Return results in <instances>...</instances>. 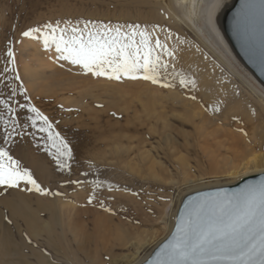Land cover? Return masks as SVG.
<instances>
[{
	"label": "rangeland",
	"instance_id": "rangeland-1",
	"mask_svg": "<svg viewBox=\"0 0 264 264\" xmlns=\"http://www.w3.org/2000/svg\"><path fill=\"white\" fill-rule=\"evenodd\" d=\"M141 7L143 9H136L135 4L128 0H0V96L6 93L5 100L18 113L14 115L0 106L2 119L8 121L9 132L15 128V133H22L24 142L29 144V132L20 127L18 122L29 120L28 117L33 114L27 108L20 109L19 105H34L49 117L53 123L52 131L58 132L72 149V158L67 161L70 168L61 170L54 157L38 147L32 148L40 160L32 171L33 177L48 194L28 191L27 188L31 185L23 183L19 188L0 187V201L5 198L18 202L17 193L32 204L34 210L38 201L50 203L57 199L65 205L64 209L74 210L69 218L62 219V231L56 242L49 243L41 239L36 241L22 231L27 243L43 255L49 264H73V259L88 264L83 259L84 254L92 257L93 264H122L124 256H134L131 264H140L169 234L174 213L184 196L198 190L224 186L231 181L220 174L223 169L213 173L206 167L196 166V161H200L199 158L202 157L197 153L198 148L193 146L197 135L194 125L182 119L183 115L187 120L193 115L187 112L190 108L184 110L180 108L183 107L180 102H173V94L192 102L196 98L201 99L200 87L193 88L191 84L182 86L180 76L176 74L186 73L187 77L184 78L190 81L195 80L193 75L198 73L192 67L182 65V58L178 61L176 57L181 53V48L192 50L199 59L193 60L195 67L203 68L202 75H206L208 72L204 70L209 69L216 78L221 73L222 76L233 77L231 71L218 61L220 54L225 55L238 71L240 68L222 48L214 54L207 50L206 34L177 20L173 12L179 13L178 6L170 7L171 11H162V18L156 10ZM216 11L211 10L210 17ZM104 14L105 17L102 16ZM141 15H148L149 18ZM84 21L112 27L119 25L122 31H128V25H140L151 33L153 39L158 37L164 43L169 42L174 59L167 56L164 59L175 66V72L171 67L167 72L161 71L158 77L160 83L155 84L141 78L140 74H137L136 79L128 76H122L119 80L108 79L106 76L96 77L86 74L77 65L59 60L54 46L51 48L54 51L53 57L56 58L55 65H52L54 68L51 67L52 63L48 65L55 73H52V69L47 70V60H39L43 65L37 64L38 58L36 59L33 51L36 39L24 37V31L40 28L46 33L50 30L44 28V25L51 23L55 26L57 22L61 28L68 27L65 22L82 28ZM203 25L207 27L206 23L199 26L204 28ZM92 27L89 24V28ZM25 48L31 56L24 52ZM9 49L13 51L14 58L8 57ZM34 65L39 69L38 72L34 71ZM5 68L9 71L4 72ZM17 75L19 79H16ZM165 83L172 86L164 87ZM190 88L198 95L194 100L185 97L186 90ZM13 89L15 95L12 94ZM25 96L28 97L27 100ZM199 103L202 112L212 116L209 113V103H202L201 100ZM141 110L145 112V117ZM163 110L167 112L164 113ZM155 112L154 117L152 113ZM160 113L167 114L162 115L167 118L164 119ZM179 113H183L182 117L178 116ZM173 115L177 116L172 117ZM147 117H150L149 120ZM134 119L141 121L138 123ZM165 120H168L166 127L163 126ZM195 123L198 124V121ZM204 125L207 129L214 128L208 123ZM5 127L0 122V147L3 148L17 139V135L13 134L5 142ZM179 157L190 161L191 171L187 176L183 177L179 171ZM21 167L27 168L24 165ZM13 191L16 193L12 194ZM0 209H3L2 204ZM38 216L46 222L50 221L46 211H41ZM3 221L14 228L9 220ZM119 235L124 238L120 242L117 240ZM13 236L17 240V233L14 232ZM135 238L149 241L136 249ZM84 244L88 247L81 250Z\"/></svg>",
	"mask_w": 264,
	"mask_h": 264
},
{
	"label": "bare ground",
	"instance_id": "bare-ground-1",
	"mask_svg": "<svg viewBox=\"0 0 264 264\" xmlns=\"http://www.w3.org/2000/svg\"><path fill=\"white\" fill-rule=\"evenodd\" d=\"M128 1H131L132 4H135L136 9H143L141 6H144L145 8L150 9L151 11L156 10L157 11L156 13H158L161 18H162L161 15L162 11L164 10L171 11V8H173L174 5L178 6L179 13L173 12L176 15L177 20L182 21L188 26L197 29V31L201 34L205 33L207 50H209L212 54H214L216 52H220V48H222L224 52H226L228 56L231 58L232 62L240 68V70L238 71L234 65L232 66L230 64V61H228L225 55L220 54L217 57L218 61L222 62L231 71L233 77L224 76V75L222 76L221 73V75H216L218 76V78H216L209 69L204 70L205 72H208L206 75L205 74L202 75L203 68H201L200 66L195 67L193 60H199V59L197 58V55L193 53L192 50L188 49L189 50L188 51L185 50L186 48L185 49L181 48L182 49L181 53L179 54V56L176 57L178 61L182 58L181 59L182 65L187 67H192L198 73L193 76L195 80L198 82L196 86L200 87L199 90H200L201 99L196 98L198 97V95L196 91L193 90L192 88L186 90L185 97L187 98L190 97L191 100H194L192 99V97H195L196 99L193 102L189 101V99L187 100L181 99L180 98L181 95L179 96L173 94V100H174L173 102L174 103H176V101L178 103L180 102V105L182 104L181 106L183 107L180 106L179 107L184 108V110H188V108H190L189 109L190 111L187 112H189L191 116L193 115L188 120L187 117L183 115V113L182 114L179 113L180 115L178 116L182 117L181 115H183L182 119L184 120L186 119L188 123L190 122L194 125L193 127L197 135V138L196 140H194L196 141V144H194L193 146L194 148L195 147L198 148L197 153L202 156L201 158H199L200 161L201 159L202 161L201 162L196 161V166L200 168L206 167L210 172L213 173H217L219 170L223 169L224 171L220 174L231 179V181L226 185H232L239 182L243 178L255 174L263 173L264 172V86L255 78V76L247 69V67L237 57V55L229 45L227 39L225 38L221 28V16L224 10L228 8V6L232 3L233 0H128ZM220 5L222 6L219 9ZM216 9L218 10L216 11ZM209 10L216 11L213 17H210ZM107 11H108L107 13H109V8ZM102 16L105 17V14ZM141 16L149 18L148 15H141ZM140 21H146V20H140ZM202 23H206L207 27L203 25L204 28H201L199 25ZM36 35H39L41 37L40 39H36L37 41L36 40L34 41L35 45L33 51L35 53L36 59L38 58L37 60L39 63L37 62V64L40 65L42 64L40 63L39 60L41 61L47 60L46 62L47 64L46 63L44 64H46L47 66L48 64L52 63L51 67H53L52 65H55L56 58L53 57L54 51L51 49L52 47L43 50L44 32L41 31L39 34ZM24 42L26 41L24 40ZM166 44L168 45V47L170 46L169 42L168 43L166 42ZM24 52H27V49L24 50ZM28 53L29 52H27V54ZM29 54L28 56H31V53ZM30 61L32 60L30 59ZM49 66L50 65L47 66V70L48 68L50 70L52 69ZM38 68H36V70L34 71L38 72L39 71ZM41 69L43 70V68ZM51 71L52 73H55L53 72V69ZM37 72L34 73L37 74ZM31 75L33 74L31 73ZM181 75L183 77H187L186 73H183ZM37 80H35V82ZM217 81L218 83L216 84ZM37 85H39V82H37ZM53 92L55 93V90ZM5 95L7 94L6 93L2 94L0 96V100H5L6 99ZM199 100H201L202 103H206V102L209 103L210 105L209 113H212L211 114L212 116H208L204 112H202L201 103H199ZM160 105L158 106L160 107ZM176 105L174 107H176ZM0 106H4V105L0 104ZM143 110L145 111L147 109H143ZM1 111L2 109L0 110V114ZM165 111L163 110L164 113ZM141 112L143 111L141 110ZM157 112H161V111H157ZM157 112L152 113L154 117ZM164 113H162V115H167ZM144 114L145 112L142 113L143 116ZM148 115L149 114L147 113V116ZM175 116L173 115L172 117ZM162 117L163 118L165 117L164 119L167 118L166 116H162ZM134 118H136V116ZM149 118L147 120H149ZM134 120L137 122L141 121V119L140 120L134 119ZM196 120L198 121V124L195 123ZM167 122L168 120L167 121L165 120L163 124L164 127H166ZM18 123L20 127L24 129L26 128L28 130L29 144L28 142L27 143L24 142L23 140L24 138L22 136L23 134L17 135V139H14L13 143L10 146L6 145L5 149L9 150L10 154L13 155L14 158L18 159L21 165H24L25 167L28 168V170L31 171V173H33L32 172L33 169L35 170V167L39 165L38 163L40 162V160L38 159V156L33 152L34 150H32V148L38 147L41 151H46L49 156L54 157L52 153H55L56 147L51 144L52 142L48 139V134L46 132L39 131V122L37 128H32L31 121L29 120H26L25 122L19 121ZM206 123L213 125L214 128L210 127L207 129L204 125ZM170 124L168 123L169 126H172ZM150 129H152L151 126ZM170 129L173 128L170 127ZM187 146H189V144H187ZM189 162L190 161H188L186 158L183 157L177 158V165L183 177L187 176V174H189V172L191 171L190 168L191 165ZM186 181L188 180L186 179ZM198 187H202V186H198ZM13 193L16 192L13 191L12 194ZM78 193L81 194V192L79 191ZM16 195L19 196L18 202L13 201L12 199L7 200L5 198L0 201V205L1 204L3 205V209H0V264H49L46 261L47 259L43 255L39 254L33 246H30L27 243V240L25 239L22 231L24 230L25 233L30 238L36 241L41 239L49 243L50 241L56 242L58 241L57 236L59 235V233H61L60 231H62V227H63L62 219L69 218L74 210L72 208L64 209L63 206L65 205L62 204V201H60V199L52 200L50 201V203L38 201L36 204V210H34L32 208V204H30L26 199L22 198V196L18 195L17 193ZM38 197L39 196L37 195L36 198L38 199ZM63 210L65 212H63ZM41 211H46L48 213L50 217L49 222H46L45 220L39 218L38 213H40ZM176 211L173 216V222ZM3 219L9 220L13 224L14 228L9 227L7 226V224L3 223L4 222ZM18 223H21L22 225L19 226ZM14 232L17 233V240L13 236ZM123 239L122 237H120V235L117 238L119 242L122 241ZM136 239L137 238H135L134 240L136 242L135 245L136 249H139V247H142L143 244L149 241L147 240L144 242L143 239H138V240ZM53 245H58V244H53ZM85 247H88L87 244H84V247L81 250L85 249ZM83 259L84 260L86 259L88 261V264H93V259L90 255L84 254ZM131 259H134V256H124L122 260L123 261L122 264H131L132 263ZM73 260H74L73 264H84L83 261H78L75 259Z\"/></svg>",
	"mask_w": 264,
	"mask_h": 264
},
{
	"label": "snow or ice",
	"instance_id": "snow-or-ice-1",
	"mask_svg": "<svg viewBox=\"0 0 264 264\" xmlns=\"http://www.w3.org/2000/svg\"><path fill=\"white\" fill-rule=\"evenodd\" d=\"M243 13L249 21L252 37L258 32L264 68V0H245ZM65 23L68 27L61 28L59 22L55 26L44 25L50 30L43 35L44 47L54 46L59 60L79 66L86 74L117 80L122 76L136 79L140 74L141 78L155 84L160 83L161 71L167 72L171 67L175 72V66L164 59L165 56L174 59L168 45L158 37L153 39L140 25H128L129 30L122 31L119 25L112 27L92 21H84L82 28L72 26L71 22ZM89 24L93 27L89 28ZM40 32V28H30L22 35L40 39L39 35H34ZM7 55L14 58L11 49ZM8 71V68L4 69V72ZM176 74L180 76L182 86L196 87L194 79L188 81L180 73ZM16 79H19L18 75ZM163 86L172 85L165 83ZM12 94L15 95V89ZM0 104L9 113L18 115L7 100H0ZM19 108H27L33 114L28 117L32 128H37L39 122V131L48 134L56 147L52 155L58 167L61 170L70 168L67 161L72 158V149L58 132L52 131L53 123L49 117L34 105L20 104ZM0 122L6 125L5 142L13 134L22 135L15 133V128L8 131V121H3L2 114ZM21 183L31 185L28 191L48 194L30 170L21 167L20 161L9 150L0 147V187L19 188ZM148 264H264V180L247 185L239 193H218L212 198L190 201L172 238L160 247Z\"/></svg>",
	"mask_w": 264,
	"mask_h": 264
},
{
	"label": "water",
	"instance_id": "water-1",
	"mask_svg": "<svg viewBox=\"0 0 264 264\" xmlns=\"http://www.w3.org/2000/svg\"><path fill=\"white\" fill-rule=\"evenodd\" d=\"M244 5L245 0H233L221 16V28L225 38L237 57L264 86V68H262L259 35L257 32L256 36L254 38L252 37L249 21L244 17ZM261 180H264V172L243 178L232 185L207 188L184 196L177 208L173 226L169 234L151 251L141 264H148V261L155 257L160 247L172 238L180 216L184 212L185 206L188 205L190 201L212 198L218 193L228 195L239 193L247 185L259 184Z\"/></svg>",
	"mask_w": 264,
	"mask_h": 264
}]
</instances>
